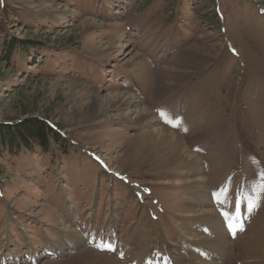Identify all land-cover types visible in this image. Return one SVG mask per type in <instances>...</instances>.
Returning <instances> with one entry per match:
<instances>
[{
	"label": "rangeland",
	"instance_id": "1",
	"mask_svg": "<svg viewBox=\"0 0 264 264\" xmlns=\"http://www.w3.org/2000/svg\"><path fill=\"white\" fill-rule=\"evenodd\" d=\"M120 91L154 121L91 117ZM33 119L44 145L0 146V264L210 263V207L243 218L214 261L264 264V0H0V125Z\"/></svg>",
	"mask_w": 264,
	"mask_h": 264
},
{
	"label": "bare ground",
	"instance_id": "2",
	"mask_svg": "<svg viewBox=\"0 0 264 264\" xmlns=\"http://www.w3.org/2000/svg\"><path fill=\"white\" fill-rule=\"evenodd\" d=\"M82 24H83V28H86L87 26L85 25L86 24L90 25L91 23L89 21H85ZM81 90L86 91L85 88H82ZM87 98H91L92 99L91 101L93 102V105H92L93 112L91 114V117L92 116L94 117L97 114L103 113L109 108H116V109H123V112L117 115H113L109 117L108 119H115V120L117 119L118 121L128 120L130 122L140 123V124L148 120L154 121L151 112L144 106H140L134 99V96H132L128 92L120 91V92H115V93H109L103 100L99 99V96L97 93H93L91 96L88 95ZM99 100L103 102L105 105L104 106L101 105L102 107L98 109ZM152 130H153L152 133L155 135H158L160 137H166L168 138V140H171V141L175 140L174 136H172L171 134L169 135L166 131H163L159 127L153 126ZM186 156L188 160H192L193 162V167L192 168L189 167L188 169L192 172L196 171V173H200L199 167L195 166L196 162L198 161L196 156L188 152L186 153ZM201 183H202V178L200 177V175H197V177L195 176L193 179L189 180V184L191 185L190 188L194 189L197 187L196 188L197 194L200 196V198L202 199L205 198L206 200L207 198L206 195L198 193L200 191L198 190L200 186H194L197 184L200 185ZM197 194L195 195L197 196ZM195 195L194 197L196 198ZM209 204H211V202ZM196 215L204 220L205 222L204 228L208 230L209 232L208 235H210V236L204 237L206 241H200V242L206 245H209L213 248H211L212 250L210 251L211 255L210 256L207 255L209 256L210 263L197 261L195 262V264H217L216 261L214 260H218L219 258H221L224 255L225 251H227L230 246L228 242V236L230 235V232H233L234 230L232 227L233 223L231 222V218L229 220V217L226 216V218H228V221H227L228 225L225 231L223 228L224 219L220 217L218 213L215 210H213L212 207L204 211H199ZM76 237L79 238L80 236L76 234ZM199 239L200 238H198V240Z\"/></svg>",
	"mask_w": 264,
	"mask_h": 264
},
{
	"label": "trees",
	"instance_id": "3",
	"mask_svg": "<svg viewBox=\"0 0 264 264\" xmlns=\"http://www.w3.org/2000/svg\"><path fill=\"white\" fill-rule=\"evenodd\" d=\"M45 129V123L38 119H33L18 127L0 125V146L14 148L17 146L18 141L26 142L29 140H35L44 145L46 139Z\"/></svg>",
	"mask_w": 264,
	"mask_h": 264
},
{
	"label": "snow or ice",
	"instance_id": "4",
	"mask_svg": "<svg viewBox=\"0 0 264 264\" xmlns=\"http://www.w3.org/2000/svg\"><path fill=\"white\" fill-rule=\"evenodd\" d=\"M262 191H264V187H262ZM259 201L257 199H253L252 201H249V211H251L253 208L258 206ZM243 230V229H241Z\"/></svg>",
	"mask_w": 264,
	"mask_h": 264
}]
</instances>
